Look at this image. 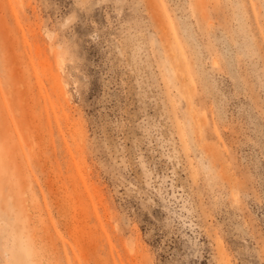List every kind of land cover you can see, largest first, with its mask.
Listing matches in <instances>:
<instances>
[{"label": "rangeland", "instance_id": "obj_1", "mask_svg": "<svg viewBox=\"0 0 264 264\" xmlns=\"http://www.w3.org/2000/svg\"><path fill=\"white\" fill-rule=\"evenodd\" d=\"M0 54V264H264V0H0Z\"/></svg>", "mask_w": 264, "mask_h": 264}, {"label": "bare ground", "instance_id": "obj_2", "mask_svg": "<svg viewBox=\"0 0 264 264\" xmlns=\"http://www.w3.org/2000/svg\"><path fill=\"white\" fill-rule=\"evenodd\" d=\"M1 2H2V1H1ZM4 2H5V1H4ZM15 17H16V16H15ZM2 23H3V22H2ZM163 30H164V29H163ZM165 32H166V31H165ZM31 33H32V32H31ZM164 35H165V33H164ZM164 35H163V36H164ZM32 36H34V35H32ZM166 36H167V35H166ZM35 37H36V39H37V36H35ZM166 38H168V37H166ZM166 38H165V39H166ZM32 39H33V38H32ZM40 40H41V39H40ZM40 40H39V41H40ZM37 41H38V39H37ZM39 41H38V42H39ZM166 41L169 42L168 39H166ZM31 42H32V41H31ZM40 43H41V41H40ZM37 44H38V43H37ZM39 45H40V44H39ZM43 45H44V44H42V46H43ZM50 46H51V45H50ZM23 47H24V46H23ZM38 47H39V46H38ZM44 47H45V46H44ZM1 48H2V46H1ZM13 48H14V47H13ZM15 48H16V47H15ZM48 48H50V47H48ZM60 49H61V48H60ZM35 50H36V49H35ZM35 50H34V51H35ZM52 51H53V50H52ZM55 51H56V50H55ZM37 52H38V51H37ZM37 52H35V53H37ZM39 52H40V51H39ZM52 53H53V52H52ZM22 54H23V53H22ZM37 54H38V53H37ZM0 55H1V54H0ZM25 55H26V54H25ZM25 55H23V56H25ZM35 55H36V54H35ZM39 55L41 56V54H39ZM50 56H51V55H50ZM20 57H21V55H20ZM0 58H1V57H0ZM28 58H29V57H28ZM22 59L24 60V59H26V58L24 57V58H22ZM38 59H39V58H38ZM50 59H51V58H50ZM26 61H27V60H26ZM36 61H37V60H36ZM41 62H42V61H41ZM41 62H40V63H41ZM12 63H13V62H12ZM18 65H19V64H18ZM20 65H21V64H20ZM39 65H40V64H39ZM41 65H42V64H41ZM14 66H15V64H14ZM26 66H27V65H26ZM45 66H46V65H45ZM2 67H3V66H2ZM15 67H16V66H15ZM27 67H28V66H27ZM6 68H7V66H6ZM42 69H43V68H42ZM51 69H52V68H51ZM52 70H53V69H52ZM7 71H8V70H7ZM16 71L18 72L19 70H16ZM0 72H2V70H1ZM4 72H5V71H4ZM17 72H16V73H17ZM19 72H20V71H19ZM51 72H52V71H51ZM48 73H49V71H48ZM53 73H54V72H53ZM38 74H39V73H38ZM3 75H4V74H3ZM46 77H47V76H46ZM2 78H3V77H2ZM39 78H40V77H39ZM51 78L53 79V84H52V86H53V87H52V95H53V97H54V99H55L53 102H56L57 105L59 106V108H61L63 111H66V106H67V100H66V98H65V95H66V92H65L66 85H65V83H62V84H61L62 80H61V79H58L59 76L57 75V73H56V74H52V77H51ZM52 79H51V80H52ZM2 80H3V79H2ZM2 80L0 81L1 84H3V82H4V81H2ZM13 81H14V80H13ZM6 82H7V81H6ZM4 83H5V82H4ZM14 83H16V82H14ZM30 83H31V82H30ZM32 83H33V82H32ZM27 84H28V83H27ZM43 84H44V83H43ZM63 84H64V85H63ZM9 85L12 86V84H10V83H9ZM9 85H8V88H9ZM30 85H31V84H30ZM32 85H34V84H32ZM36 85H37V84H36ZM14 86H15V85H14ZM20 86H21V85H20ZM28 86H29V85H28ZM16 87H17V86H15V89H16ZM34 87H35V86H34ZM30 88H33V87H30ZM36 88H37V87H36ZM38 88H39V87H38ZM1 89H3V91H5V90L7 91V89L4 88L3 86H2ZM27 89H28V88H27ZM29 90H30V89H29ZM29 90H28V91H29ZM32 90H33V89H32ZM6 91H5V93H6ZM16 91H18V90L16 89ZM21 91H22V90H21ZM13 92H14V88H13ZM30 92H31V90H30ZM33 92H34V90H33ZM2 93H4V92H2ZM5 93H4V95H5ZM27 93H28V92H27ZM12 94H13V93H12ZM24 94H25V91H24ZM36 94H37V92H36ZM1 95H2V94H1ZM13 95H14V94H13ZM52 95H51V96H52ZM6 96H7V95H6ZM6 96H5V98H6ZM23 97H24V96H23ZM53 97H52V98H53ZM1 98H2V97H1ZM14 98H15V97H14ZM37 98H38V97H37ZM8 99H9V98H8ZM20 99H21V97H20ZM20 99H19V100H20ZM30 99H31V98H30ZM9 100H12V98L9 99ZM15 101H16V99H15ZM21 101H22V100H21ZM24 101H25V100H24ZM44 101H45V100H44ZM189 101H190V100H189ZM16 102H17V101H16ZM11 103H12V102L9 103V106H12V105H13V104L10 105ZM17 103H18V102H17ZM17 103H16V104H17ZM41 103H42V102H41ZM0 104H1V103H0ZM4 104H5V102H4ZM16 104H15V105H16ZM37 104H38V103H37ZM24 105H26V104H24ZM190 105H191V103H190ZM18 106H19V105H18ZM18 106L16 105V107H18ZM27 106H28V105H27ZM2 107H3V106H2V104H1L0 109H2ZM25 108H26V107H25ZM28 108H29V107H28ZM57 108H58V107H57ZM11 109H13V108L11 107ZM16 109H17V108H16ZM2 110H3V109H2ZM19 110H20V107H19ZM33 110H34V109H33ZM38 110H39V109H38ZM3 111H4V110H3ZM21 111H22V110H21ZM46 111H47V110H46ZM13 112H14V111H12V113H13ZM16 112H17V110H16ZM33 112H34V111H33ZM14 113H15V112H14ZM0 114H2L1 111H0ZM54 114H55V113H54ZM3 115H4V116H3ZM3 115H2V116H3L4 118L1 117L2 120L7 118V117H5V113H4ZM21 115H22V114H20V116H21ZM64 115H65V114H64ZM25 116H28V115H25ZM29 116H30V115H29ZM31 119H32V118H31ZM31 121H32V120H31ZM4 122H5L4 125L7 124V123H6V120H4ZM5 127H6V125H5ZM29 134H30V133H29ZM38 134H39V133H38ZM23 135H25V134H23ZM31 135H32V134H31ZM25 136H26V135H25ZM26 139H27V138H26ZM32 139H33V137H32ZM38 139H39V140H42V139H40V138H38ZM24 140H25V139H24ZM25 141H26V140H25ZM30 141H31V139H30ZM43 141H44V140H43ZM26 142H27V141H26ZM14 151H15V152H14V155H15V154H16V150L14 149ZM10 156L12 157V155L9 154V161L12 163L13 161L10 160ZM16 158H17V156H16ZM12 160H13V159H12ZM9 161H8V162H9ZM14 161H15V160H14ZM16 161H19V160H16ZM16 161L13 162V163H15V165H16ZM10 162H9V163H10ZM11 163H10V164H11ZM17 163L20 164L19 162H17ZM16 166L19 167V165H16ZM21 175H22V174H21ZM17 177H18V180H19V177H20V176H17ZM21 178H22V177H21ZM21 178H20V181H21ZM23 178H24V177H23ZM18 180H17V181H18ZM24 181H25V180H24ZM18 183H21V182H18ZM19 185H20V184H19ZM21 185H22V184H21ZM21 185H20V187H21ZM23 185H24V183H23ZM21 188H22V187H21ZM23 189H24V188H23ZM24 191H26V190L24 189ZM26 200H27V199H26ZM4 201H6L5 198H4ZM4 201H2V202H4ZM4 204H5V203H4ZM4 204H3V205H4ZM6 204H7V203H6ZM1 206H2V205H1ZM16 207H17V206H16ZM29 207H30V205H29ZM0 208H1V207H0ZM3 208H4V206H3ZM5 209H6V207H5ZM5 209H4V211H6ZM0 211H1V210H0ZM14 211H15V210H14ZM25 211H26V210H25ZM30 211H31V210H30ZM6 212H7V211H6ZM22 212H23V211H22ZM8 213H9V211H8ZM24 213H25V212H24ZM27 213H28V212H27ZM27 213H26V214H27ZM36 214H37V211H36ZM4 216H5V215H4ZM4 216L0 215L1 218H4ZM9 217H10V216H9ZM20 217H21V216H20ZM8 219H9V218H8ZM12 219H13V217H12ZM22 219H23V218H22ZM2 220H3V219H2ZM9 220H10V219H9ZM14 220H15V219H14ZM24 220H25V219H24ZM26 220H27V219H26ZM9 222H10V221H9ZM33 222H34V221H33ZM33 222H32V223H33ZM5 223H6V222H5ZM11 223H12V222H11ZM28 223H29V222H28ZM14 224H15V223H14ZM16 224H19V223H16ZM16 224H15V225H16ZM39 224H40V223H39ZM37 227H38V226H37ZM15 232H16V231H15ZM15 232H13V233H15ZM41 232L43 233V231H41ZM15 234H16V235H17V234L20 235V234L17 233V232H16ZM23 234H24V232H23ZM35 234H36V233H35ZM46 234H48V233H46ZM46 234H45V236H46ZM25 235H26V234H25ZM43 235H44V233H43ZM20 236H21V235H20ZM22 236H23V235H22ZM40 236H41V235H40ZM17 237H19V236H17ZM29 237H30V236H29ZM41 237H42V236H41ZM19 238H20V237H19ZM30 238H31V237H30ZM43 239H44V237H43ZM48 239H49V238H48ZM44 240H45V239H44ZM14 241H15V238H14ZM40 241H41V240H40ZM16 242H17V240H16ZM33 242H34V241H33ZM41 243H43V242H41ZM46 243H47V242H46ZM119 243H120V242H119ZM47 246H48V245H47ZM119 247H120V246H119ZM30 250H31V249H30ZM120 253H121V252H120ZM34 254H35V253H34ZM36 255H37V254H36ZM119 258H120V257H119Z\"/></svg>", "mask_w": 264, "mask_h": 264}, {"label": "clouds", "instance_id": "obj_3", "mask_svg": "<svg viewBox=\"0 0 264 264\" xmlns=\"http://www.w3.org/2000/svg\"><path fill=\"white\" fill-rule=\"evenodd\" d=\"M17 243H18V246H19L20 250L23 253H25V254H29L30 253L29 243L24 237H20L18 239Z\"/></svg>", "mask_w": 264, "mask_h": 264}]
</instances>
